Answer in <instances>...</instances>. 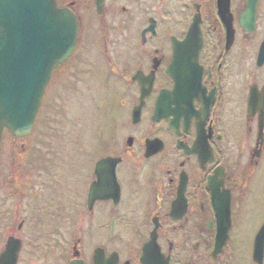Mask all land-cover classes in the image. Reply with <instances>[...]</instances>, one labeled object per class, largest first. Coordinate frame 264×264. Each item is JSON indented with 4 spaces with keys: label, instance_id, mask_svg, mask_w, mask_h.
<instances>
[{
    "label": "flooded vegetation",
    "instance_id": "obj_1",
    "mask_svg": "<svg viewBox=\"0 0 264 264\" xmlns=\"http://www.w3.org/2000/svg\"><path fill=\"white\" fill-rule=\"evenodd\" d=\"M55 2L77 34L53 75L87 64L112 80L113 152L43 156L13 137L29 156L7 159L1 140L0 255L13 242L16 264H264V0ZM107 157L113 199L89 202Z\"/></svg>",
    "mask_w": 264,
    "mask_h": 264
},
{
    "label": "water",
    "instance_id": "obj_2",
    "mask_svg": "<svg viewBox=\"0 0 264 264\" xmlns=\"http://www.w3.org/2000/svg\"><path fill=\"white\" fill-rule=\"evenodd\" d=\"M75 38L73 15L55 0H0V139L4 129L30 133L51 73L69 58ZM95 176L89 202L113 199V158L99 161ZM18 251L9 242L0 264H15Z\"/></svg>",
    "mask_w": 264,
    "mask_h": 264
},
{
    "label": "rangeland",
    "instance_id": "obj_3",
    "mask_svg": "<svg viewBox=\"0 0 264 264\" xmlns=\"http://www.w3.org/2000/svg\"><path fill=\"white\" fill-rule=\"evenodd\" d=\"M83 46H87L85 38ZM97 78L87 64L79 66L77 70H63L53 75L42 98L32 133L21 143L32 146V152L36 150L39 154H49L50 157H64V153H69L72 149L69 155L72 158L77 157V151L73 147L80 145L83 148L80 155L90 158L88 162L94 160L98 154L105 156L113 152V144L109 142V129L113 119V82L110 79L105 86L100 78ZM11 140L14 141V138L8 133L3 135L2 143L5 149H2L1 156L11 159L14 152H18L20 156H29L23 145L19 146L15 142L12 145ZM23 161L24 166L29 167L25 157ZM58 165L57 170L61 167V162ZM33 178L39 183L36 188L43 190L40 178ZM84 179L87 186L91 182V174L85 172ZM5 211L8 213L10 209ZM11 216L12 214H9L10 218ZM65 231L70 234L73 229ZM68 237V243L65 241L64 245H60L61 249L71 248L73 239L71 235ZM59 241L55 235L51 237L52 244ZM50 259L51 256H48L46 263ZM32 260L36 261L37 256Z\"/></svg>",
    "mask_w": 264,
    "mask_h": 264
}]
</instances>
